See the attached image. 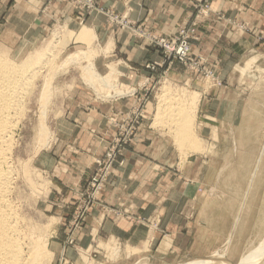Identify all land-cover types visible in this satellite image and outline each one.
I'll return each mask as SVG.
<instances>
[{
    "label": "rangeland",
    "instance_id": "1",
    "mask_svg": "<svg viewBox=\"0 0 264 264\" xmlns=\"http://www.w3.org/2000/svg\"><path fill=\"white\" fill-rule=\"evenodd\" d=\"M55 1L57 0H49V3ZM65 2L69 3L70 1L65 0ZM98 2L99 0H97L93 11L83 8L81 5L75 6L79 10L91 13L101 10ZM6 3L5 0H0V53L15 56L18 61L27 57L41 58L45 53L51 55L50 58L47 57V61L46 58L43 59L45 56L42 58L46 64L44 63L45 66L40 70L36 81L40 87L35 90L34 101L32 100L29 104L27 114L14 131V139L19 145L15 149L18 152L16 157L21 156L24 161H27L30 172L33 173L27 179L29 187H25L23 190L25 194L27 193L28 198L31 196V189L37 194V202H28L25 213L33 221H39L40 225L45 228L47 235L45 238L49 239L48 248L55 252L51 264H209L211 261L217 262L216 264L220 262L223 264L255 263L253 259L260 257H256V255L262 253L257 250L264 243V0H238V15L230 19L238 39L236 38V45L231 48L233 52L231 57L228 61L219 64L216 69L211 68L205 64L202 58L193 54V43L198 40L202 20L213 10L212 7L210 9V5L203 4L197 7L195 15L175 34L169 36H157L138 29L135 31V28L131 27L121 28L118 24L110 21L109 14L113 13L106 12L111 25L118 27L116 29L131 32L134 37L142 39L146 46L159 52L160 56V51L148 44L147 35L157 38L174 37L178 36V33L185 27L188 30H193L190 44L194 67L174 63V65L180 64L189 72L190 77L187 78V81L182 82L180 78H172V76L167 79V75L174 65L165 76H162L161 71L153 74L147 69L148 65L146 66V69L152 74L151 78L157 77V80L151 86L146 87L142 96L138 98L139 101L147 94L146 91L150 92L149 99L143 100L142 103L143 112L140 114V126L133 130L132 137L124 136L127 138L125 145L117 143L121 138L119 134L122 131L120 127L117 128L103 157L95 160L93 173L79 194H71L70 188L61 185L60 180L54 177L53 163L49 161L50 157H48L53 155L54 148L58 143L61 134L59 124L68 119V113L65 112L68 101H73L78 96L86 100L89 98L86 94L94 95L93 89L97 95L94 96L99 101L107 100L106 96L113 92L126 94L129 93V90L120 88L117 76L110 75V81L104 79L106 84L95 78V75H102L100 69L93 65V60L99 54V48L93 51V45L100 44L98 38L96 39L94 36L92 42H85L90 47L89 50H85L80 47V39L73 41L76 32L69 28H23L22 21L16 19L11 22L15 28H4L6 18L2 14L5 11ZM245 4H247L248 11H243ZM83 31L81 39L89 40L92 33L85 28ZM247 35H249L247 42L243 44L244 40L242 39ZM74 43L75 45H73ZM82 53L84 56L81 55ZM70 57L76 58V63L69 64ZM79 76L87 84V92L79 87L81 85L78 82ZM44 82H47L46 84L49 82V84L46 86ZM200 88L217 91L218 101L215 103L217 112L205 114L199 111L202 99L201 95L197 93ZM40 89L41 93L45 92L41 94L43 98L46 97L44 96L46 92L47 97L49 96L48 100H46L47 97L45 98L46 102L42 96H40L41 100L37 97ZM138 101L135 106L138 105ZM195 104H198L197 108H195ZM171 113L174 115L177 113V122L179 118L181 123L185 121L184 125L190 120L186 126L189 125L193 133L190 131V135L188 131L183 135L186 127L183 128L182 133L180 131L181 124L173 122L175 125H171L170 120L174 117L173 114L171 117ZM168 116L171 117L170 120ZM131 117H133V113L127 112L123 121H128ZM69 118L72 117L69 116ZM204 121L213 122V127L204 129ZM41 122L45 130L44 135L38 139L36 128ZM144 125L162 130L166 134L165 136L174 142L173 151L180 154L179 160L175 163L182 166L188 161L189 153L198 152L203 155L205 162L201 183L205 187L203 193L212 194L214 206L219 215L218 220L222 221L226 213L232 214L233 219L236 218V213L238 214L231 239L235 235L236 237L227 251V256L225 254L220 259L187 261L188 257L173 262H164L155 257L139 254L134 250H126L117 242L104 245L101 241L95 245L94 250H96L97 257L93 255L92 248L90 250L88 247L77 249L81 235L86 233L88 217L95 208L101 205L106 185L110 181L113 171L130 149L139 129ZM187 135L191 139L192 135L194 136L192 141L190 138L188 140L191 143L197 140L198 143H193L198 145V148L193 143V146L191 145L187 140ZM219 137L226 138L227 141L222 140L221 144L217 145L208 144L209 141H217ZM184 143L185 148L183 147ZM119 147L122 150L121 155L118 156L116 162H113L112 169L103 186L98 190H93L92 179L102 173L106 164V161L103 160L107 154L119 153ZM215 155L217 158L214 160ZM30 158L31 160L28 161ZM27 189H30L29 193L26 191ZM225 243L215 253H220L219 251ZM60 248L66 250V255H57L56 252Z\"/></svg>",
    "mask_w": 264,
    "mask_h": 264
},
{
    "label": "crops",
    "instance_id": "2",
    "mask_svg": "<svg viewBox=\"0 0 264 264\" xmlns=\"http://www.w3.org/2000/svg\"><path fill=\"white\" fill-rule=\"evenodd\" d=\"M5 1L4 28H15L11 25L15 19L22 21L23 28H69L76 32L73 41L80 39L79 44L84 45L80 47L85 50L90 49L85 42H92L94 36L98 38L100 44L93 45V51L99 48V54L93 65L102 75L97 74L108 81L110 75L117 76L120 88L129 90L126 94L113 92L106 96L107 100L99 101L91 88L94 95L86 94L89 97L86 100L78 96L68 101L65 110L68 119L59 124L61 134L48 159L53 163L54 177L61 185L68 186L71 194L80 193L93 173L95 160L103 157L125 114L131 112L144 89L157 80V77L151 78L146 66L161 61L159 52L146 46L142 39L111 25L106 12L125 18L135 31L169 36L195 15L197 7L207 4L213 10L199 27L198 40L193 43L194 56L216 69L228 61L233 53L231 48L236 45V30L230 19L238 15V0H99L101 10L91 13L65 0ZM243 11H248L247 4ZM83 28L92 33L89 40L81 39ZM248 36L243 37V44ZM170 76L182 82L190 77L180 64L173 66L167 79ZM78 82L87 92V84L81 76ZM197 94L202 99L201 113L218 111L216 90L200 88ZM203 123L204 129L213 127L211 121ZM141 129L113 171L101 205L88 217L86 233L81 235L77 249L92 248L97 257L94 249L101 241L104 245L117 242L126 250L164 262L227 256L236 237L231 239L238 214L236 220L230 213L224 214L222 221L218 220L212 194L203 193V155L189 153L188 161L181 166L175 163L180 154L173 151L174 142L162 130L145 125ZM222 140L227 141L219 137L208 144H221ZM216 158L215 155L213 159ZM224 242L220 253H215ZM56 253L64 256L67 252L60 248ZM53 254L55 257V252Z\"/></svg>",
    "mask_w": 264,
    "mask_h": 264
},
{
    "label": "bare ground",
    "instance_id": "3",
    "mask_svg": "<svg viewBox=\"0 0 264 264\" xmlns=\"http://www.w3.org/2000/svg\"><path fill=\"white\" fill-rule=\"evenodd\" d=\"M81 55L84 56L83 53ZM44 56V58L39 56L41 58L35 59L27 57L22 61H18V59H15V56L0 53V264H51L54 257L53 252L48 248L49 239L45 238V236L47 237L45 234L46 231L44 230L45 228L40 225L39 221H33V219H30L27 216L28 214L25 213L27 212L25 210L28 202H37V194L32 189H29L31 196L28 198L27 193L25 194L23 190L25 187H29L27 179L28 176L33 175V173L30 172V166L27 161H24L21 156L16 157V153L18 152L15 151V149L19 147V145L14 139V131L27 114L29 104L32 100L34 101L33 97L35 98L36 96L35 90L40 87L39 83L36 81L40 74V70H42L46 64L45 60L42 61V58H46L47 61L49 55L45 53ZM50 57L51 55L49 58ZM68 60L69 64L76 63V58L74 57H70ZM95 78H98L99 81L106 84L105 80L100 75H95ZM48 84H46V86ZM42 89L44 91V87ZM43 93H41L40 89L39 95L37 96L40 100V96H42L41 94ZM44 96L47 97V92ZM48 97L46 100L49 99ZM45 98H43L44 101ZM41 104L42 103H40V105ZM196 105L198 104H195V106ZM42 108H44V106H42ZM195 108H197V106ZM172 114L173 113H171V117ZM176 114H173L175 118ZM173 118L170 120L171 125L174 126L175 124L173 122H176L184 126L180 127L181 132L185 127L187 128L184 130V133L182 132L183 135L188 133V131V134L192 132V128L189 125L188 127L186 126L187 123L190 122L188 118H186L188 122L186 121L187 123H185V125V121H182V124L179 118L178 122L177 118ZM183 118L181 119L183 120ZM188 128H190V130H188ZM44 130L43 123L41 122L36 128L38 139L44 135ZM187 136L188 140L190 136ZM193 137L192 135V139L190 138L191 141ZM183 141L186 142V140ZM193 142L198 143L197 140ZM184 146L185 143L183 147ZM196 146L198 148V145ZM30 160L31 158L28 159V161ZM29 190L27 189L26 191L29 193ZM257 251H262V253L256 255V257H260L254 258L253 261L255 263L252 264H264V243ZM216 263L211 261L209 264ZM220 263L223 264L222 262Z\"/></svg>",
    "mask_w": 264,
    "mask_h": 264
},
{
    "label": "built area",
    "instance_id": "4",
    "mask_svg": "<svg viewBox=\"0 0 264 264\" xmlns=\"http://www.w3.org/2000/svg\"><path fill=\"white\" fill-rule=\"evenodd\" d=\"M70 3L74 5H81L83 8H87L89 11L95 10V6L97 5V0H69ZM109 19L112 23L118 24L121 28H129L131 25L124 18H120L119 16H115L113 14H109ZM194 33L193 30L182 29L178 36L174 37H162L157 38L154 36H148L147 40L148 44L159 50L162 56V60L159 63H153L147 66V69L150 70L153 74H157L158 71H161L162 76H165L168 70L174 65V63H180L184 66H193L194 63L191 59V44L190 37L191 34ZM161 76V78H162ZM147 94L143 96L142 99L138 101V105L133 108L131 111L133 113V117H131L128 121H123L119 126L122 131L119 136L121 138L118 139L117 143L119 145H125L127 138L133 136V130L137 129L140 126L141 122V113L143 112L142 103L143 100L149 99V91H146ZM126 136L127 138H125ZM121 147H119V153L112 152L111 154H107L106 158L103 161H106L104 169L100 175H95L96 177L92 179L91 187L92 189H100L106 181L112 166L113 162H116L118 156L121 155ZM99 165L101 163L99 162Z\"/></svg>",
    "mask_w": 264,
    "mask_h": 264
}]
</instances>
